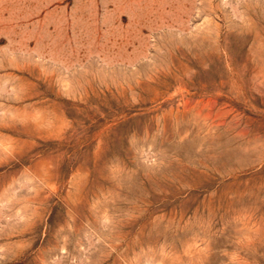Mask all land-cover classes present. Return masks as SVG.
<instances>
[{
  "label": "rangeland",
  "instance_id": "obj_1",
  "mask_svg": "<svg viewBox=\"0 0 264 264\" xmlns=\"http://www.w3.org/2000/svg\"><path fill=\"white\" fill-rule=\"evenodd\" d=\"M0 264H264V0H0Z\"/></svg>",
  "mask_w": 264,
  "mask_h": 264
}]
</instances>
